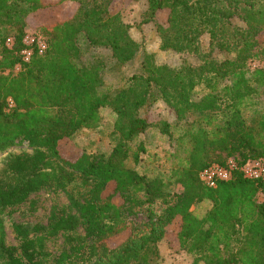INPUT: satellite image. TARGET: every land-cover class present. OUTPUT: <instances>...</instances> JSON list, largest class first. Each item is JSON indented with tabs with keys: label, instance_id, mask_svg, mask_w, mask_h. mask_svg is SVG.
<instances>
[{
	"label": "trees",
	"instance_id": "1",
	"mask_svg": "<svg viewBox=\"0 0 264 264\" xmlns=\"http://www.w3.org/2000/svg\"><path fill=\"white\" fill-rule=\"evenodd\" d=\"M64 1L78 6L33 31L45 48L24 62L25 20L43 2L0 0V264H154L174 220L177 250L190 264H264V177L234 171L214 188L199 180L204 168L226 163L222 152L246 151L234 161L239 167L264 162V104L257 101L264 91V0H140L159 49L195 61L169 66L144 55L114 89L104 87L93 59L81 61L83 46L107 49L123 64L138 44L109 12L111 0H91L89 9ZM159 11L165 25L155 22ZM156 102L172 111V121L147 117ZM103 109L112 117L109 149L63 158L58 143L96 129ZM149 134L166 147L152 149ZM172 186L180 191L171 194ZM45 189L66 192L69 210L52 213L44 226L12 225L17 245L5 244L1 217ZM135 205L154 221L132 238L124 211ZM124 232V242L107 245ZM58 234L64 241L53 256L45 243Z\"/></svg>",
	"mask_w": 264,
	"mask_h": 264
},
{
	"label": "rangeland",
	"instance_id": "2",
	"mask_svg": "<svg viewBox=\"0 0 264 264\" xmlns=\"http://www.w3.org/2000/svg\"><path fill=\"white\" fill-rule=\"evenodd\" d=\"M43 6L35 13L29 15L25 20L26 34H31L36 28L41 25L60 22L72 15L78 4L76 2L58 0H42ZM80 5L84 9H89L91 0H81ZM109 12L117 13L122 22L126 25L128 33L131 38L138 44L139 49L136 55L128 62L123 64H116L111 57L109 50L104 48H85L83 46V53L81 61L85 63L88 59L96 62L100 68V77L105 88L114 89L120 86L125 78L139 70L140 62L144 55H147L155 64H166L169 66H176L182 62L192 63L195 61L194 56H187L183 54H175L170 51L159 49L158 36L155 30L154 22L147 21L144 17L146 4L143 1L133 0H111L109 3ZM166 12L159 11L155 15V22L165 25ZM260 40H264V32L259 35ZM207 46V39L201 38L200 47L205 49ZM222 58L223 54H218ZM256 64V59L251 62V67ZM260 104H264V91L260 92L257 97ZM101 121L99 126L94 130H83L75 134L70 139H63L58 143V153L65 159H75L82 151L87 153L95 151L106 152L109 149L108 134L111 129L112 117L107 109L100 112ZM147 117L150 120L164 119L168 121L173 120L172 111L168 109L163 103L156 102L148 111ZM151 140V147L154 150H160L166 147V142L159 139L157 134L147 135ZM246 151L237 152H222L221 157L224 161L241 160L247 157ZM112 185L109 184L103 195L111 192ZM180 191L178 186L170 188L171 194H177ZM66 192L57 191L52 193L48 190H41L37 193L31 194L28 200L23 204L15 207L9 215L2 216L3 230L5 233V244L17 245L15 235L12 233L11 226L14 224L26 225L29 227L39 224L44 226L47 223L50 215L56 211H68V199ZM262 198V195H259ZM112 200L116 203L121 201L118 197L113 196ZM143 205H135L133 209L128 212L124 211L126 223L131 229V237L137 238L140 235L146 234L151 229L154 219L148 220L145 214L142 213ZM156 209L158 206L155 207ZM204 209L196 210L200 214ZM176 231L177 222H171L165 232V237L157 243L158 260L154 264H190L191 257L182 251L177 250L176 246ZM77 234H82L79 229ZM128 236V232H124L107 241V245L112 248L122 242ZM64 235L58 234L50 238L45 243L46 250L51 255L58 254L63 245Z\"/></svg>",
	"mask_w": 264,
	"mask_h": 264
},
{
	"label": "built area",
	"instance_id": "3",
	"mask_svg": "<svg viewBox=\"0 0 264 264\" xmlns=\"http://www.w3.org/2000/svg\"><path fill=\"white\" fill-rule=\"evenodd\" d=\"M5 43L9 44L10 40L7 39ZM21 43L23 45V49L20 51V56L24 62L29 60L33 50L37 54H41L45 48L44 43L35 38L32 33L25 34ZM7 103L8 106H11L10 100H7ZM234 171H240L241 176L245 179L264 177V162L254 160L239 167L234 161L228 160L222 166L213 165L201 170L199 173V180L205 187L214 188L216 183L227 181Z\"/></svg>",
	"mask_w": 264,
	"mask_h": 264
}]
</instances>
